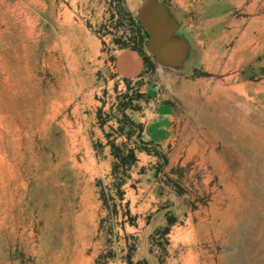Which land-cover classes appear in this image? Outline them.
<instances>
[{
	"label": "rangeland",
	"instance_id": "1",
	"mask_svg": "<svg viewBox=\"0 0 264 264\" xmlns=\"http://www.w3.org/2000/svg\"><path fill=\"white\" fill-rule=\"evenodd\" d=\"M162 1L194 61L127 82L115 62L137 0H0V264H234L217 230L234 186L251 177L253 205L264 190V0ZM117 68L132 78L143 64L125 51ZM160 104L171 134L154 142L145 122ZM113 146L136 152L123 194Z\"/></svg>",
	"mask_w": 264,
	"mask_h": 264
},
{
	"label": "bare ground",
	"instance_id": "2",
	"mask_svg": "<svg viewBox=\"0 0 264 264\" xmlns=\"http://www.w3.org/2000/svg\"><path fill=\"white\" fill-rule=\"evenodd\" d=\"M249 31L250 25L241 36V48L245 50L251 46ZM237 56V51H234L231 60H234ZM233 79L234 77L230 76L227 78V81ZM245 123L243 122L240 128L238 127L240 131L235 129V134L239 140L250 144L255 140V136L253 135L255 127ZM233 142L235 143L234 139ZM212 164L210 158L205 159L204 184L207 193L210 190L209 185L212 180L210 168L216 167ZM246 182V187L243 190H241V188H236V185L234 186V197H231L229 206V209H231V207L233 208V212L225 215V223L221 224V229H217L221 231V234L227 238L228 242L232 245L231 248L236 258L234 264H257L255 259L258 258V253L261 252L264 247V196H262L264 190L262 191L261 189L259 194V198L261 197L262 200L253 205L251 202L254 196L249 187V184L252 183V178L248 177ZM239 186L241 187L240 183ZM218 200L222 201V197L220 198L218 196L215 204H210L206 207L204 227L207 229V232L210 218L213 216L218 219L220 216V214L217 213V205L220 203Z\"/></svg>",
	"mask_w": 264,
	"mask_h": 264
},
{
	"label": "flooded vegetation",
	"instance_id": "3",
	"mask_svg": "<svg viewBox=\"0 0 264 264\" xmlns=\"http://www.w3.org/2000/svg\"><path fill=\"white\" fill-rule=\"evenodd\" d=\"M140 9L141 1L136 13ZM152 9L144 14V22L136 17V32L144 56L150 59L154 65V70L158 67L176 69L183 62L188 66L192 65L194 60L191 58V47L181 36V26L178 19L171 18L166 14L160 17L153 14ZM150 17L151 21L148 20Z\"/></svg>",
	"mask_w": 264,
	"mask_h": 264
},
{
	"label": "trees",
	"instance_id": "4",
	"mask_svg": "<svg viewBox=\"0 0 264 264\" xmlns=\"http://www.w3.org/2000/svg\"><path fill=\"white\" fill-rule=\"evenodd\" d=\"M131 19V26H135V38L132 39L133 45H130L129 43H125L122 46V49H130L133 52H136L139 57L143 60L145 70L144 72L148 71H154V65L150 62V59L146 56H144L143 51L140 48V40L138 39V35L136 32L137 29V23L136 19L133 18L132 16L130 17ZM144 72L139 76V79H142L144 77ZM127 82H129L128 79H125ZM125 109L128 108L127 105L124 106ZM112 155L115 158V162L112 167V176L114 178V183H113V189L116 190L117 193H121V188L126 182V172L129 170V167L131 166L132 162H136V152L134 149H127L126 152H124L121 148L113 146V151ZM123 197V195H122Z\"/></svg>",
	"mask_w": 264,
	"mask_h": 264
},
{
	"label": "crops",
	"instance_id": "5",
	"mask_svg": "<svg viewBox=\"0 0 264 264\" xmlns=\"http://www.w3.org/2000/svg\"><path fill=\"white\" fill-rule=\"evenodd\" d=\"M136 0H129V6H134L135 5ZM138 0H137V4L135 5L136 10L138 8ZM125 51H131L130 49H125L122 50L118 53L117 57H116V62H115V66L117 69V72L119 73V75L124 78V79H128V80H136L139 79V76L141 74H143L145 67H144V63L143 60L142 64H143V71L140 75L132 77V78H128L125 76V74L120 71L117 68V59H119L124 53ZM133 52V51H131ZM135 54H137L136 52H133ZM138 55V54H137ZM139 56V55H138ZM149 91V95L151 96L152 100H156V96H155V90H151L150 88H148ZM157 110L147 119V121L145 122V130H144V135L145 138L147 140L150 141H157V142H164L167 141L170 134H171V122L173 119V112L170 110V107L168 105H158L157 106Z\"/></svg>",
	"mask_w": 264,
	"mask_h": 264
},
{
	"label": "water",
	"instance_id": "6",
	"mask_svg": "<svg viewBox=\"0 0 264 264\" xmlns=\"http://www.w3.org/2000/svg\"><path fill=\"white\" fill-rule=\"evenodd\" d=\"M151 9H152L153 14L159 15L160 17H161V15L166 14L167 16H169L171 18H175V15H174L171 7L168 6L162 0H141V9L139 12L136 13V17L141 22H144V18H145L144 14ZM148 20L151 21V17Z\"/></svg>",
	"mask_w": 264,
	"mask_h": 264
}]
</instances>
